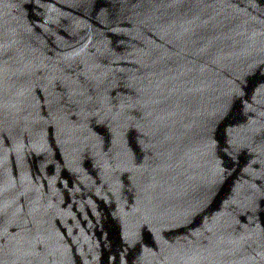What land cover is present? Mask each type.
I'll return each instance as SVG.
<instances>
[{"label": "water", "instance_id": "obj_1", "mask_svg": "<svg viewBox=\"0 0 264 264\" xmlns=\"http://www.w3.org/2000/svg\"><path fill=\"white\" fill-rule=\"evenodd\" d=\"M0 264H264V0H0Z\"/></svg>", "mask_w": 264, "mask_h": 264}]
</instances>
